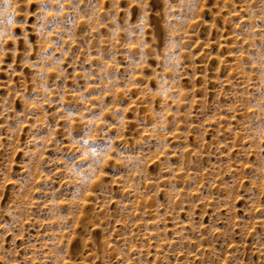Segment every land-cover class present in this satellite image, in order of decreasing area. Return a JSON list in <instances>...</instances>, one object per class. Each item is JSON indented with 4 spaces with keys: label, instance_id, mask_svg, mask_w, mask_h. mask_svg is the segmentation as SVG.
<instances>
[{
    "label": "rangeland",
    "instance_id": "1",
    "mask_svg": "<svg viewBox=\"0 0 264 264\" xmlns=\"http://www.w3.org/2000/svg\"><path fill=\"white\" fill-rule=\"evenodd\" d=\"M0 264H264V0H0Z\"/></svg>",
    "mask_w": 264,
    "mask_h": 264
}]
</instances>
